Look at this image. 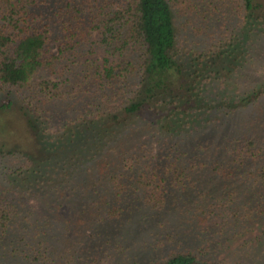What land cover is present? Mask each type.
Returning <instances> with one entry per match:
<instances>
[{
    "label": "trees",
    "instance_id": "1",
    "mask_svg": "<svg viewBox=\"0 0 264 264\" xmlns=\"http://www.w3.org/2000/svg\"><path fill=\"white\" fill-rule=\"evenodd\" d=\"M229 13L244 16L241 27L202 44L208 23ZM261 34L264 0H0V264H128L112 261L108 249L117 233L126 238L148 225L142 211L191 214L201 224L220 211L233 222L218 233L236 236L252 228L248 220L264 218L261 135L230 137L226 146L197 139L218 116L264 94V84L230 91L233 71L225 67L239 61L242 36ZM137 121L154 145L128 143ZM95 161L108 162L96 175ZM42 190L52 198L68 191L69 199L82 192V208L95 210L88 236L103 240L86 248L68 242L30 199ZM169 240L149 264H245L241 256L216 260L206 230L178 245ZM242 248L255 261L264 242Z\"/></svg>",
    "mask_w": 264,
    "mask_h": 264
},
{
    "label": "rangeland",
    "instance_id": "2",
    "mask_svg": "<svg viewBox=\"0 0 264 264\" xmlns=\"http://www.w3.org/2000/svg\"><path fill=\"white\" fill-rule=\"evenodd\" d=\"M217 13L220 14L219 11H217ZM220 18V20H211L208 23L210 28L207 33L198 37L199 40L204 41L202 44L209 45L212 43L211 39L213 36L215 39L223 38V34L238 30L241 27L244 16H237L229 13L227 16L221 15ZM185 19L186 18L184 17L183 21H185ZM199 21L201 25H205L206 23V21L201 18L196 20L198 24ZM194 25H196L195 22L189 26L191 33H193L192 31L195 29ZM183 27L184 26L181 27L182 31ZM185 31H187L186 28L184 29V32ZM240 46L241 45H238L237 47L239 48L237 52V55L240 57L239 61L235 60V58H230L227 60L228 63L225 67L233 71L231 74L232 79L229 81L232 84L230 91L239 88L240 91L244 92L249 88L252 89L264 84V34L259 35L257 38H247L242 36V47ZM245 52H247L246 55ZM98 56L100 57L101 54ZM224 81L225 80H223V82ZM216 86L219 91L222 92L225 89H228L226 83H219L216 84ZM69 106L70 104H66L65 102L58 103V107L61 109L62 113H65L66 108ZM72 106L73 104H71V107ZM218 118L219 119L213 122L212 126L205 130L203 129L197 136V139L201 141H215L218 144L224 143V146H226V141L230 137L235 138L243 134L254 133L256 135H261L264 140V94L259 100L237 111L232 116H218ZM143 125H145V121H137L135 126L132 127L134 130L139 129L136 136L127 139L128 143L132 147L140 148L143 144H147V146L150 147L155 144L151 145V142L155 140L152 139L149 132H145L146 130H144L145 128ZM148 147L146 150L150 149ZM151 153L154 154L152 150ZM107 163L108 162L95 161L92 167V173L95 175L100 173L103 168L107 167ZM1 165L2 164L0 162V169ZM48 170L53 173V169ZM3 178L0 177V194L6 185ZM206 178L207 177H204V179ZM234 183H238L237 180H234ZM238 189L241 190L240 188ZM41 192L45 193L43 190ZM243 193L246 194V197H249L248 188L246 191H243ZM60 195H57L56 197L53 196L54 198H52L46 193L43 196H35V194H33L30 199H32V202L35 204L39 206L42 205L39 212L46 213L51 220L55 219L54 223H59L62 227H64L62 236H64L68 242L73 241L76 244L83 243V248H86L89 242H94L97 239L98 241L103 240V236L96 239L95 237L88 236L92 231H94V229H96V224L94 222H90L91 215L95 216V210H89L85 207L82 208L81 203H83V201H81V198L78 197L79 195H82V192L77 193L76 197L70 199L68 191L64 194V191L62 190ZM244 202H247V200ZM51 203H54L55 205H52ZM49 204L52 205L51 208L47 206ZM45 205L46 207L44 208ZM183 206H185V208L189 206L188 202L178 204V210H176V212L179 211L181 214L186 212L188 208L182 210ZM51 209H53V211H51ZM141 214L147 216L149 215L148 225L146 227H141V225L140 227L135 226L132 230L125 233L126 238L121 237V232L117 233L119 234L118 239L115 237L112 238L113 245H111V247L109 246L108 249V252L113 254L112 261L128 264H135L136 262L141 261L149 264L160 256V250L162 252V250L165 249L166 252L170 248L169 245L172 244L169 240L170 235H172L173 240H175V244L173 245H178L177 241L179 238L180 240L183 239V235H195V233L199 234L203 230H206L210 232L211 239L213 238L214 241L213 247L217 249V252L215 253L216 260L222 261L224 259H239L238 257L241 256L243 257V263L245 264H264L263 248L260 249V254L257 255V260L255 259V261L251 258H247L246 252H244L242 248V245H244L245 241L248 240L257 242L258 245L260 242L261 244L264 242V218L248 220V224L251 225L252 228H249V230L244 234L236 236L235 232H232L231 234L228 232L224 234L218 233L219 228L226 220V223L229 225L233 222L232 220H229V216L225 215V218H223L220 211H216L212 217L206 219L203 222L204 224L199 222V217L191 218V214H188V216L185 214L181 215L185 218L184 220H182L180 215L176 214H172V216L171 214H168L165 216V213L160 214L145 211H142ZM151 217L155 218V220ZM137 218L138 220L140 219L139 215ZM161 221V226H165L164 228L156 225L157 222ZM150 233L153 236L149 235ZM158 236H163V238ZM160 239L164 241V246L161 248L156 245L161 241ZM219 241L221 244H219ZM117 243L119 245H117ZM195 244H197V242ZM158 245H160V243ZM105 248L107 247L104 245L100 246L97 253L104 252ZM2 259L3 261L1 264H19L16 261L11 260V258Z\"/></svg>",
    "mask_w": 264,
    "mask_h": 264
}]
</instances>
